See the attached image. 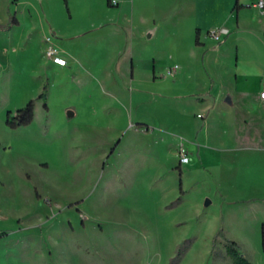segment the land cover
Returning a JSON list of instances; mask_svg holds the SVG:
<instances>
[{
    "label": "rangeland",
    "instance_id": "374dc122",
    "mask_svg": "<svg viewBox=\"0 0 264 264\" xmlns=\"http://www.w3.org/2000/svg\"><path fill=\"white\" fill-rule=\"evenodd\" d=\"M118 4L0 0V264H264L261 25L202 49L177 0Z\"/></svg>",
    "mask_w": 264,
    "mask_h": 264
},
{
    "label": "crops",
    "instance_id": "0c3cea01",
    "mask_svg": "<svg viewBox=\"0 0 264 264\" xmlns=\"http://www.w3.org/2000/svg\"><path fill=\"white\" fill-rule=\"evenodd\" d=\"M118 1L119 4L116 6H119L120 2L123 0ZM256 1L257 0H177V3L180 4V7L176 5L173 7L164 6L163 9L166 14L169 15V17H172L180 12L188 11L187 22H190V28L192 29V35L195 36V42L198 46L202 47V49H205L209 40V38L204 35L205 32L208 33L211 29L216 28L228 29L229 32L227 34H221V40H219V42H221L222 44V40L227 39L232 33H234L235 37L238 38L240 34L239 31L241 27L246 24L247 20L255 21V24L261 25V28L258 32V36L261 37L263 35L264 38V10L260 11L259 8L254 5ZM108 2L109 0H107V4ZM183 3H190V8L192 9L181 6ZM258 13L261 15V17ZM231 18H234V23L232 22V24L231 22H229ZM262 21L263 26L261 24ZM149 31L150 32H148L147 35L152 36V30ZM211 40L218 42V40H216L212 36ZM208 51L209 50L207 48L203 55V62L206 63H209L210 60V57H207ZM53 63L58 66H63L55 62ZM175 65L178 66L177 64ZM176 66L171 67V72H169L174 73V68ZM214 99H216V96H214ZM259 99L263 100L260 97ZM231 101L232 99H230V102ZM262 104H264V100L262 101ZM207 108H210V103L208 104ZM188 163H191V159Z\"/></svg>",
    "mask_w": 264,
    "mask_h": 264
},
{
    "label": "trees",
    "instance_id": "16d2710c",
    "mask_svg": "<svg viewBox=\"0 0 264 264\" xmlns=\"http://www.w3.org/2000/svg\"><path fill=\"white\" fill-rule=\"evenodd\" d=\"M41 96H45V93H42ZM34 116V103L31 101L24 108L17 111L16 117L18 118V121H11L9 119L8 122L12 126L25 125L31 123ZM225 249L232 264H253L252 261L242 253L239 244L235 240H227L225 243Z\"/></svg>",
    "mask_w": 264,
    "mask_h": 264
},
{
    "label": "built area",
    "instance_id": "2783aa9c",
    "mask_svg": "<svg viewBox=\"0 0 264 264\" xmlns=\"http://www.w3.org/2000/svg\"><path fill=\"white\" fill-rule=\"evenodd\" d=\"M113 3L117 4L118 0H112ZM254 5L256 7H258L261 11L264 10V0H257ZM229 31L226 28H216V29H211L209 31L210 36H212L213 38H215L216 40H221V34L225 33L227 34ZM48 40H50V38H47ZM47 54L49 57L52 58L53 62L59 64V65H66V59L63 58L60 54H59V50L53 46L52 44H50L47 48ZM171 72V71H170ZM259 97L261 99L264 100V82H263V86L262 89L260 90L259 93ZM180 152V156H181V161L183 163H188L190 161L189 156L186 154L185 148L182 146L179 150Z\"/></svg>",
    "mask_w": 264,
    "mask_h": 264
},
{
    "label": "water",
    "instance_id": "95a60500",
    "mask_svg": "<svg viewBox=\"0 0 264 264\" xmlns=\"http://www.w3.org/2000/svg\"><path fill=\"white\" fill-rule=\"evenodd\" d=\"M228 100L230 101V97L228 98ZM206 203H207V204L210 203V200H207Z\"/></svg>",
    "mask_w": 264,
    "mask_h": 264
}]
</instances>
